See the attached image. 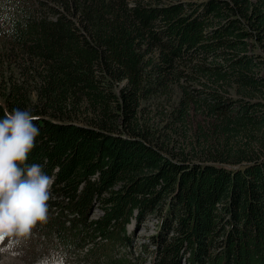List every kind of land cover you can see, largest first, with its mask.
I'll list each match as a JSON object with an SVG mask.
<instances>
[{
	"label": "trees",
	"instance_id": "trees-1",
	"mask_svg": "<svg viewBox=\"0 0 264 264\" xmlns=\"http://www.w3.org/2000/svg\"><path fill=\"white\" fill-rule=\"evenodd\" d=\"M0 20L22 60L21 81L0 74V118L38 117L27 163L54 177L49 221L33 230L44 252L264 264V0H0ZM159 99L178 119L217 117L197 159L150 118Z\"/></svg>",
	"mask_w": 264,
	"mask_h": 264
},
{
	"label": "clouds",
	"instance_id": "clouds-1",
	"mask_svg": "<svg viewBox=\"0 0 264 264\" xmlns=\"http://www.w3.org/2000/svg\"><path fill=\"white\" fill-rule=\"evenodd\" d=\"M37 116L14 108L0 118V264L23 256L21 250L38 225L49 221V200L54 177L43 165L28 164L40 134ZM68 253L51 250L35 264H67Z\"/></svg>",
	"mask_w": 264,
	"mask_h": 264
},
{
	"label": "rangeland",
	"instance_id": "rangeland-1",
	"mask_svg": "<svg viewBox=\"0 0 264 264\" xmlns=\"http://www.w3.org/2000/svg\"><path fill=\"white\" fill-rule=\"evenodd\" d=\"M13 1L19 2L21 0H12V2ZM1 17L3 18V16ZM5 20L6 19H4V21ZM1 27L2 25L0 24V31ZM2 30H5V27ZM5 42L6 40L0 37V61L1 58L3 61L0 62V69L3 70H0V74H4V80H9V77H11L13 78L12 81H21L20 76L18 73L16 75V71L14 70L17 66H19L22 60H19L20 57L17 56L15 50L6 48ZM178 96L177 89H174L172 97L178 101ZM0 101H2L1 98ZM149 105L150 118L154 119V123L157 127L158 125L163 126L168 135L170 134L171 136H174L176 142L175 151L182 150L186 153V156L191 159H197V156L200 155L201 149L208 147L209 143L217 137L215 135L216 131H214L213 128V125L218 122L217 117L210 116L197 109H190L181 119H178L173 114V111H171V106L167 103V101L165 102L164 100L159 99ZM255 147L257 148V146ZM195 151L196 153H194ZM248 155H251L250 150ZM91 215L92 218H98L102 215V211H100L99 207H97ZM132 227L133 225L128 226L130 229H132ZM153 227L154 226L151 221H147L145 224L140 226L139 230L136 232V236L134 237V249H139V245L143 242L146 235L152 233ZM30 241H33V246L28 248V243H30ZM43 241L44 238L42 237V232L34 233L32 238L26 241L21 249L24 253L23 256L18 257L16 260L12 261L11 264H35L36 259L50 252H44V250H42L41 243ZM77 262H80V264H90L89 260H85L83 258V252L81 251L68 254L67 264H76Z\"/></svg>",
	"mask_w": 264,
	"mask_h": 264
}]
</instances>
